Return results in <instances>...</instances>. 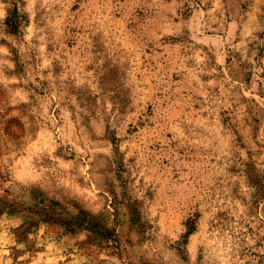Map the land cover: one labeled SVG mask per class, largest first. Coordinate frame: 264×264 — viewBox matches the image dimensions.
I'll return each instance as SVG.
<instances>
[{
	"label": "rangeland",
	"instance_id": "1",
	"mask_svg": "<svg viewBox=\"0 0 264 264\" xmlns=\"http://www.w3.org/2000/svg\"><path fill=\"white\" fill-rule=\"evenodd\" d=\"M0 264H264V0H0Z\"/></svg>",
	"mask_w": 264,
	"mask_h": 264
},
{
	"label": "trees",
	"instance_id": "2",
	"mask_svg": "<svg viewBox=\"0 0 264 264\" xmlns=\"http://www.w3.org/2000/svg\"><path fill=\"white\" fill-rule=\"evenodd\" d=\"M17 20H18V17L16 18L15 16H12V18L9 17V18L7 19V22H8V23H16ZM193 230H194V227H193V226H190L188 232L184 235L185 240L188 238V236L190 235V233L193 232Z\"/></svg>",
	"mask_w": 264,
	"mask_h": 264
}]
</instances>
